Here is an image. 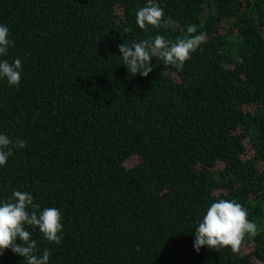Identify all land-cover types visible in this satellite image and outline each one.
Returning a JSON list of instances; mask_svg holds the SVG:
<instances>
[{
  "label": "trees",
  "instance_id": "16d2710c",
  "mask_svg": "<svg viewBox=\"0 0 264 264\" xmlns=\"http://www.w3.org/2000/svg\"><path fill=\"white\" fill-rule=\"evenodd\" d=\"M154 2L175 28H139L147 0H0L13 41L0 59L23 68L18 86L0 77V134L26 142L0 166V203L27 191L60 210L59 245L27 228L49 264H264V0ZM193 24L206 41L182 70L123 65L119 45ZM220 199L257 233L237 253L197 252Z\"/></svg>",
  "mask_w": 264,
  "mask_h": 264
},
{
  "label": "clouds",
  "instance_id": "9594fccd",
  "mask_svg": "<svg viewBox=\"0 0 264 264\" xmlns=\"http://www.w3.org/2000/svg\"><path fill=\"white\" fill-rule=\"evenodd\" d=\"M136 23L144 31L159 30L161 27L175 28L176 22L169 16L165 19L164 10L154 2L147 0L136 14ZM130 31V29H126ZM206 41V33H197L195 24L187 26V35L172 41L164 35L140 42L119 45L123 65L135 76L147 77L152 71V58L157 57L166 67L171 65L182 70L192 53ZM9 29L0 25V57H6L9 46ZM22 63L19 58L13 62L0 59V77L6 78L9 85L18 86L21 82ZM26 147V142L0 134V166L7 164L13 151ZM40 204L27 191H13L10 198L0 203V255L11 250L25 259V264H49L50 251L38 248L28 227L39 229L44 239L59 245L62 242V215L60 210L49 207L40 211ZM257 225L249 221L246 209L235 200L220 199L207 209L206 215L195 230L194 247L197 252L203 246L210 249L230 247L234 253L241 249L245 235L255 236ZM17 240L22 243L18 244Z\"/></svg>",
  "mask_w": 264,
  "mask_h": 264
},
{
  "label": "rangeland",
  "instance_id": "374dc122",
  "mask_svg": "<svg viewBox=\"0 0 264 264\" xmlns=\"http://www.w3.org/2000/svg\"><path fill=\"white\" fill-rule=\"evenodd\" d=\"M248 246V245H247Z\"/></svg>",
  "mask_w": 264,
  "mask_h": 264
}]
</instances>
